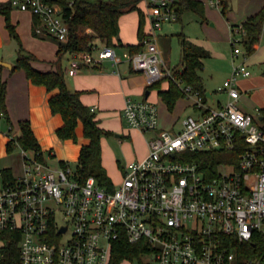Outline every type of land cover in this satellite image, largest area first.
Returning <instances> with one entry per match:
<instances>
[{
  "label": "built area",
  "instance_id": "built-area-1",
  "mask_svg": "<svg viewBox=\"0 0 264 264\" xmlns=\"http://www.w3.org/2000/svg\"><path fill=\"white\" fill-rule=\"evenodd\" d=\"M144 2L149 28L143 51L133 54L97 43L93 52L70 54L67 74L127 63L150 85L173 79L194 112L180 129L164 130L156 103L129 98L124 121L154 135L148 155L128 164L114 189L95 177L83 182L77 168L55 169L45 155L40 159L19 147L21 170L0 168V231L19 234L23 264H111L115 244L124 239L146 246L144 264H264V114L263 108L256 115L242 109L238 83L252 75L248 56L234 48V62L243 60L219 88L227 100L211 107L214 98L177 78L159 44L157 31L177 20L179 0ZM11 4L38 19L36 35L68 42L62 5L45 0ZM209 4L221 7V0ZM217 151L239 152L238 163L213 170L190 161L192 155ZM253 242L258 248L239 250ZM255 249L260 256L245 257Z\"/></svg>",
  "mask_w": 264,
  "mask_h": 264
},
{
  "label": "trees",
  "instance_id": "trees-1",
  "mask_svg": "<svg viewBox=\"0 0 264 264\" xmlns=\"http://www.w3.org/2000/svg\"><path fill=\"white\" fill-rule=\"evenodd\" d=\"M49 3H57L63 6L65 19L70 27L69 40L60 43L58 59L51 64L55 67L52 71H41L33 66V62L39 59L30 51L23 47L22 40L16 31V27L11 21V1L0 5V13L5 16L6 28L11 36L20 45L18 58L11 72L24 71L26 77L35 85L44 86L49 92L57 90V93L49 99V105L53 114H60L64 124L57 130V135L62 140L77 141V128L80 123L83 125L84 137L87 144L82 145L77 164L79 178L85 182L89 177H95L99 184L108 189H114L115 185L108 175L102 162V139L114 135L111 130L104 129L97 120V114L92 108L82 102L80 91H73L69 88L66 79V69L64 58L66 55L82 52H93L97 43L105 44L109 47L127 49L135 54L143 51L144 42L147 38L146 12L140 7L144 0H45ZM228 0H221V8L224 14L227 12ZM177 20L183 22L186 13L194 11L205 19V4L202 0H179L175 5ZM137 11L139 14L138 38L136 45H124L119 38L120 18L130 12ZM36 18V17H35ZM36 22L38 19L36 18ZM264 26V5L261 10L248 17L239 29L243 33V42L246 50L245 55H253L260 44ZM118 39V42L115 40ZM183 63L182 71H175L177 78L185 85L192 86L202 95L206 96L207 89L201 71L204 68V59L212 56L206 48L194 44L184 34L180 36ZM4 68L0 66V72ZM168 81V90H161V83ZM159 89V95L170 111H173L176 103L185 97L181 87L171 78H165L159 82L151 84L148 91ZM8 81L0 75V115L4 116L10 126L9 136L14 131L8 106ZM264 114V108L262 109ZM21 147L26 151L34 152L38 158L43 159L44 152L34 133L30 120L19 123V133L14 135V140L7 143L8 153H13L16 148ZM190 161L197 160L204 169L216 170L224 163H238L239 152L217 151L209 153H199L192 155ZM65 162L62 166H66ZM20 236L11 231H0V264H23L20 251ZM243 248H258L254 242ZM146 249L142 243L131 244L127 240L115 244L111 264H120L125 260H139L143 262V252ZM249 250V249H248ZM245 254V257L260 256L259 252Z\"/></svg>",
  "mask_w": 264,
  "mask_h": 264
},
{
  "label": "crops",
  "instance_id": "crops-1",
  "mask_svg": "<svg viewBox=\"0 0 264 264\" xmlns=\"http://www.w3.org/2000/svg\"><path fill=\"white\" fill-rule=\"evenodd\" d=\"M9 1L11 0H0V5ZM263 5L264 2L262 6ZM140 7L145 11L146 3L142 2ZM255 13H252L250 16ZM11 21L16 27V31L22 40L23 47L39 59V61L32 63L33 66L41 71L54 70L55 67L51 62L58 59L60 43L53 37L35 34L34 30L37 23L36 18L29 11L12 8ZM138 27L139 14L137 11L127 13L120 18L119 38L124 45H136L139 43ZM148 28L149 24L146 26V29ZM158 39L167 66L175 71H182L184 63L181 66H172L171 61L166 57V50L163 45V42L165 41L164 37L161 35L158 36ZM188 39L196 45H205L202 47L209 51L211 49V46L205 44L203 41L197 42L190 37H188ZM115 41L118 42V39ZM19 49L20 45L18 41L11 36L6 28L5 16L0 13V60L15 65ZM70 58V55H66L64 58V67L66 69V79L69 88L73 91L82 92V102L94 109L97 114V120H99L102 128L111 130L114 134H118V137L122 138L119 140L120 147H125L124 152H122L125 156L122 160L116 157L115 154H117V152L107 145V141L104 145L102 143L103 165L114 185L119 184L123 180L126 170L125 166L133 161L144 159L148 155L149 141L154 135V133H151L149 138L142 142L141 138H144V132L129 126L124 127V119L122 117L123 109L129 98L149 100L156 103L159 108V100L161 98L159 95V89L149 91V96H147L148 87L150 86L147 76L135 71L131 65L127 63L121 64L117 67L112 66L110 63H106L102 67H84L75 76H69L67 74V67ZM204 73L205 67L201 71V75L204 79L207 92H210L212 96L210 98H214L215 100L216 93L208 89ZM0 75L8 81L7 106L14 125L13 136L19 133V123L21 121L30 120L44 154L50 156L52 160H56L59 166H61L63 162L68 164V161L70 160H78L81 147L82 145L87 144L88 140L85 139L84 144L82 143L76 152L73 153L71 152L70 147L72 140H62L58 137L56 132L63 126L64 120L60 114H53L49 105L50 97L56 94L57 90L49 92L46 87L33 84L26 77L24 71L12 73L11 70L4 68L0 72ZM258 80L260 79L258 78L257 81ZM168 88V81L161 83V90L165 91L168 90ZM258 89L263 90L264 88L259 85ZM242 91L244 92L243 96H245L252 92V89ZM181 99L185 102L182 110L191 108L193 111L192 101L187 98ZM181 99L179 101H181ZM258 99L260 102H264V98L259 97ZM219 102L221 101H218L217 104ZM0 117L4 116L0 115ZM174 121V127H172V129L177 130L176 126L179 122H181L180 125L182 126L183 119L181 114L176 116ZM79 132L83 134L82 123L78 125L77 136ZM9 138L8 135V142Z\"/></svg>",
  "mask_w": 264,
  "mask_h": 264
},
{
  "label": "rangeland",
  "instance_id": "rangeland-1",
  "mask_svg": "<svg viewBox=\"0 0 264 264\" xmlns=\"http://www.w3.org/2000/svg\"><path fill=\"white\" fill-rule=\"evenodd\" d=\"M202 1L205 4V19L194 11L188 12L184 15L183 22H166L163 28L157 31V36L162 35L164 37L165 41L163 45L166 50V57L169 58L172 66H181L183 64L180 41V36L182 34L190 37L192 40L197 42L203 41L205 44L211 46L210 51L212 56L204 59V76L208 84V89L216 93L215 101H211L209 105L211 107H216L218 101H226V96L219 92V87L231 76L234 65L239 64L243 60L241 56L235 62L233 61L234 48L240 47L242 49V54L246 53L243 42L244 36L242 31L239 30L238 25H241L252 13H258L262 8L264 0H228L229 4L226 14L223 13L221 7L211 6L209 0ZM262 33L263 35H261L262 38L257 51L253 55L248 56L252 75L249 78H239L238 82L242 90L252 89V92L242 97L240 106L243 110L249 111L254 115H256V108H264V102H260L258 99L259 97L264 98V89H258L259 85L264 88V26ZM234 40L236 41L235 45L233 44ZM258 78L260 80L257 81ZM184 104L185 102L181 99V101L176 103L174 110L170 111L163 102L162 97L160 98L159 109L161 129L171 130L172 127H174V118L179 114H181L182 119L193 114L194 111H192L191 108L182 110ZM180 123L181 122L176 126L177 130L181 127ZM124 127H128L125 121ZM9 130L10 126L7 119L0 117V168H12L18 172L21 170L22 164L21 148L18 147L13 153H8L7 143ZM11 134L13 135V132ZM144 134V138H141L142 142L147 140L151 133ZM85 139L84 135L79 132L78 140H72L70 143L71 152H76L80 145H82V143L84 144ZM120 139L122 138L118 137V134L115 133L112 136L104 137L102 143L104 145L107 141V145L117 152V154H115L116 157L122 160L125 156V154H122L125 147H120ZM46 157L49 158L48 162L51 167L55 169L58 168L59 165L56 160H52L48 155H46ZM77 164L78 160L68 161V165L74 169L77 168ZM120 264H140V261L125 260Z\"/></svg>",
  "mask_w": 264,
  "mask_h": 264
},
{
  "label": "water",
  "instance_id": "water-1",
  "mask_svg": "<svg viewBox=\"0 0 264 264\" xmlns=\"http://www.w3.org/2000/svg\"><path fill=\"white\" fill-rule=\"evenodd\" d=\"M0 66L3 67V68H7V69H9V70H12L13 67H14L13 64L8 63V62H4V61H2V60H0ZM149 93H150V92L147 91V96H149ZM207 96L212 97L211 94H210V92H207Z\"/></svg>",
  "mask_w": 264,
  "mask_h": 264
}]
</instances>
